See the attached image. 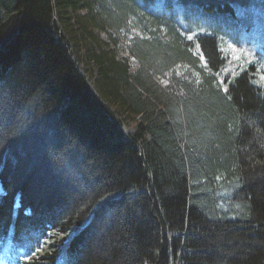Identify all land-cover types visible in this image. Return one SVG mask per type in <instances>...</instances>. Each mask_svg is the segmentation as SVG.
Segmentation results:
<instances>
[{
	"label": "trees",
	"instance_id": "16d2710c",
	"mask_svg": "<svg viewBox=\"0 0 264 264\" xmlns=\"http://www.w3.org/2000/svg\"><path fill=\"white\" fill-rule=\"evenodd\" d=\"M234 2L0 0V264H264Z\"/></svg>",
	"mask_w": 264,
	"mask_h": 264
},
{
	"label": "rangeland",
	"instance_id": "374dc122",
	"mask_svg": "<svg viewBox=\"0 0 264 264\" xmlns=\"http://www.w3.org/2000/svg\"><path fill=\"white\" fill-rule=\"evenodd\" d=\"M234 3L237 6L249 4L250 8L245 20H233L236 26L231 33L232 38H228V40L231 41L227 40L223 49L226 58L228 57L240 71L243 64L239 59L242 55L247 56L249 60L253 62L252 64L254 66L264 69V0H250L247 2L235 0ZM204 13L212 14V11L205 9ZM220 13L222 12H216V14L210 17L209 23L211 25H218L214 20L216 17L220 16ZM243 27L246 29L241 30ZM223 29L225 30V27H223ZM237 40H240V43L236 42ZM242 58H244V56H242ZM257 76L259 77L260 86L264 90V71Z\"/></svg>",
	"mask_w": 264,
	"mask_h": 264
},
{
	"label": "bare ground",
	"instance_id": "6f19581e",
	"mask_svg": "<svg viewBox=\"0 0 264 264\" xmlns=\"http://www.w3.org/2000/svg\"><path fill=\"white\" fill-rule=\"evenodd\" d=\"M241 60V58L239 59V61Z\"/></svg>",
	"mask_w": 264,
	"mask_h": 264
}]
</instances>
